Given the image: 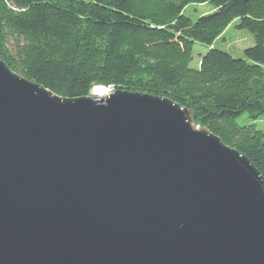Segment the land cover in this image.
Listing matches in <instances>:
<instances>
[{
  "label": "water",
  "instance_id": "1",
  "mask_svg": "<svg viewBox=\"0 0 264 264\" xmlns=\"http://www.w3.org/2000/svg\"><path fill=\"white\" fill-rule=\"evenodd\" d=\"M0 264H264L263 179L168 98L62 97L0 56Z\"/></svg>",
  "mask_w": 264,
  "mask_h": 264
},
{
  "label": "trees",
  "instance_id": "2",
  "mask_svg": "<svg viewBox=\"0 0 264 264\" xmlns=\"http://www.w3.org/2000/svg\"><path fill=\"white\" fill-rule=\"evenodd\" d=\"M189 4L213 10L195 20ZM253 45L233 57L213 46L226 28ZM195 43L206 46L190 67ZM0 56L62 97L94 87L168 98L247 156L264 184V0H0ZM246 115L251 122L238 123Z\"/></svg>",
  "mask_w": 264,
  "mask_h": 264
},
{
  "label": "rangeland",
  "instance_id": "3",
  "mask_svg": "<svg viewBox=\"0 0 264 264\" xmlns=\"http://www.w3.org/2000/svg\"><path fill=\"white\" fill-rule=\"evenodd\" d=\"M213 8L209 4H189L183 9V13L191 20H195L202 15H206L210 13ZM237 24V20L233 21L223 32L222 36L219 37L213 44L214 47L227 51L233 57L241 58L242 51L253 45V40L251 35L246 30H238L235 28ZM206 51V46L195 43L192 50V61L190 62V67H197L199 65L201 55ZM98 87V86H97ZM105 88V87H104ZM108 93L111 89L106 88ZM107 93V94H108ZM92 95V94H91ZM95 96V95H92ZM97 97V96H95ZM100 97V96H98ZM103 97V96H101ZM189 115L192 119V114L189 112ZM238 123H247L251 122V119L246 115L238 118ZM192 123L198 127H201L194 123L192 119ZM254 123L258 128L264 130V115H260L257 119L254 120Z\"/></svg>",
  "mask_w": 264,
  "mask_h": 264
},
{
  "label": "bare ground",
  "instance_id": "4",
  "mask_svg": "<svg viewBox=\"0 0 264 264\" xmlns=\"http://www.w3.org/2000/svg\"><path fill=\"white\" fill-rule=\"evenodd\" d=\"M108 93V90L104 87H94L91 90V94L95 96H100L99 98H102L101 96L105 97Z\"/></svg>",
  "mask_w": 264,
  "mask_h": 264
}]
</instances>
